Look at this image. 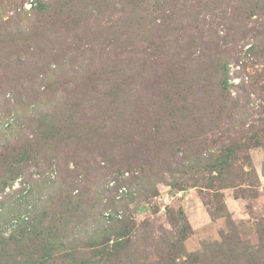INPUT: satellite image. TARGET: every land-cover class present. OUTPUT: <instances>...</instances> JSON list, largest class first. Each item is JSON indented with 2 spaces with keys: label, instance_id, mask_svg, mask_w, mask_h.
I'll list each match as a JSON object with an SVG mask.
<instances>
[{
  "label": "rangeland",
  "instance_id": "1",
  "mask_svg": "<svg viewBox=\"0 0 264 264\" xmlns=\"http://www.w3.org/2000/svg\"><path fill=\"white\" fill-rule=\"evenodd\" d=\"M0 264H264V0H0Z\"/></svg>",
  "mask_w": 264,
  "mask_h": 264
},
{
  "label": "built area",
  "instance_id": "2",
  "mask_svg": "<svg viewBox=\"0 0 264 264\" xmlns=\"http://www.w3.org/2000/svg\"><path fill=\"white\" fill-rule=\"evenodd\" d=\"M17 185V182H16V184H15V186Z\"/></svg>",
  "mask_w": 264,
  "mask_h": 264
}]
</instances>
